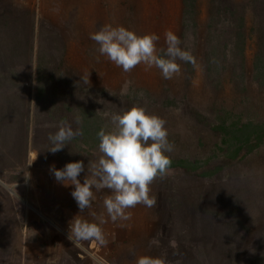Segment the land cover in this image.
<instances>
[{
    "label": "trees",
    "instance_id": "16d2710c",
    "mask_svg": "<svg viewBox=\"0 0 264 264\" xmlns=\"http://www.w3.org/2000/svg\"><path fill=\"white\" fill-rule=\"evenodd\" d=\"M177 2L180 11L175 35L194 63L177 60L182 86L163 79L156 89L146 85H128L124 90H113L107 84L95 87L88 77L93 62L88 56H83L80 69L67 65V40L80 38L78 31L65 36L59 29L69 19L74 22L69 11L66 15L57 13L61 3L68 9L66 0H29L26 10L16 2L14 9L0 11L5 25L16 19L26 23L23 29L12 30L9 38H0L4 40L0 52L3 46L8 47V56L0 61V89L11 91L7 97L0 91V160L5 162L4 167L17 171L27 162L29 150L39 153L42 144L52 148L49 135L63 123L82 135L65 142L58 151L61 157L68 150L99 154L98 131L112 130L106 114L133 106L143 107L149 114L183 109L209 137L208 151L200 157L165 154L171 159L166 174L176 171L211 180L232 164L263 152L264 0ZM138 14L131 15L132 19L122 15L120 23L124 20L130 25ZM156 43L157 54L162 55L167 45L165 41ZM198 68L203 78L202 94L207 99L204 105L187 100L193 94L191 80ZM10 134L15 148L9 150ZM12 152L19 158L16 163L8 159ZM229 202L223 204L226 210L218 215L223 233L215 244L221 250L219 254H191L187 259L177 258L176 263L168 258L166 264H264V220L254 226L246 220H235L233 217L242 210L237 201Z\"/></svg>",
    "mask_w": 264,
    "mask_h": 264
},
{
    "label": "rangeland",
    "instance_id": "374dc122",
    "mask_svg": "<svg viewBox=\"0 0 264 264\" xmlns=\"http://www.w3.org/2000/svg\"><path fill=\"white\" fill-rule=\"evenodd\" d=\"M26 1L29 0H0V11L14 9L16 2L22 3V9L26 10ZM66 2L68 9L61 3L57 13L66 15L69 11L74 22L69 19L59 29L65 36L72 30L78 31V38L82 39L67 40V65L80 69L83 56H88L93 61L88 77L95 87L107 84L113 90H124L128 85H146L156 89L162 83L164 78L155 67L146 70V66L140 64L126 73L115 66L98 53V45L90 39V34L110 24L123 26L138 36L155 34L158 41H165L166 32H176L180 11L177 0ZM49 5L52 7L51 3ZM136 11L139 14L134 22L129 25L122 20L120 23L122 15L132 19L131 15ZM3 20L0 17V38H9L12 30L18 31L26 26L18 19L7 25ZM156 48L158 52L157 43ZM7 50V46L2 47L0 61L8 56ZM180 73L165 80L182 86ZM202 84V73L198 68L191 80L193 94L187 100L206 104ZM0 91L5 97L11 92L10 88ZM205 92L208 93L207 89ZM154 115L166 122L167 139L173 146V150L165 154L195 158L208 151L211 142L207 133L190 120L185 110ZM7 142L9 150L15 148L12 135ZM50 149L47 144H42L39 153L29 150L27 162L17 171L4 167L5 162L0 160V180L7 185H0V264H135L141 255L166 258V263L169 258L176 263L177 258L187 259L191 254L213 256L220 253V248L215 245L223 236L218 215L224 212L223 204L227 206L231 199L237 201L242 210L240 215L233 217L235 220H246L250 226L264 220V151L240 164H232L211 180L176 171L158 176L150 185L149 193L156 197V205L152 208L137 205L127 210L131 212L130 219L113 222L103 208V199L111 194L108 189H93L92 206L81 211L71 196L73 186L56 181L51 171L53 166L62 169L67 163L82 161L85 171L78 179L83 183L88 162L99 154L68 150L61 157L58 151L52 153ZM15 154H8L9 161H19ZM101 213L106 216L105 223L100 225L106 243L77 241L70 230L72 220L99 224L95 217ZM228 214L233 213L229 211ZM220 220L225 222V218ZM154 237L158 244L150 246L149 241Z\"/></svg>",
    "mask_w": 264,
    "mask_h": 264
},
{
    "label": "clouds",
    "instance_id": "9594fccd",
    "mask_svg": "<svg viewBox=\"0 0 264 264\" xmlns=\"http://www.w3.org/2000/svg\"><path fill=\"white\" fill-rule=\"evenodd\" d=\"M90 39L97 45V51L124 72L132 71L143 64L146 70L155 67L160 70L164 79H172L181 71L177 60L193 62L189 51L181 48V40L172 32L165 33L166 49L162 55L157 54L155 34L138 36L123 26L106 24L90 34ZM130 83V82H129ZM142 95V93H141ZM112 130L101 129L97 133L99 140L98 157L87 164V174L83 183L78 179L85 171L82 161L67 163L62 169L52 167L56 181L65 186H73L71 196L81 211L92 206L93 189H108L110 195L103 199V208L111 221L128 220L131 212L128 209L137 205L152 208L156 205L155 196H150V185L163 176L171 166V159L165 153L173 150L169 143L165 121L149 114L145 108L133 106L119 113L106 114ZM78 122V121H77ZM82 133L73 130L71 125L63 123L58 130L49 135L53 147L52 153L62 150L66 141H71ZM0 185L7 187L4 181ZM95 215V214H93ZM99 224L81 219H73L70 230L77 241L95 240L105 244L106 240L101 224L105 223L103 214ZM158 244L154 237L149 245ZM135 264H166L164 259L141 255Z\"/></svg>",
    "mask_w": 264,
    "mask_h": 264
},
{
    "label": "crops",
    "instance_id": "0c3cea01",
    "mask_svg": "<svg viewBox=\"0 0 264 264\" xmlns=\"http://www.w3.org/2000/svg\"><path fill=\"white\" fill-rule=\"evenodd\" d=\"M101 214H103V213H101ZM101 214H100V215H101ZM100 215L96 216L95 219H98V218L100 217ZM87 217H91V216H87ZM103 217H104V219H105V217H106L105 214H103ZM103 224H104V223H103ZM103 224H101V225H103ZM89 241L93 242V241H95V240H89Z\"/></svg>",
    "mask_w": 264,
    "mask_h": 264
}]
</instances>
